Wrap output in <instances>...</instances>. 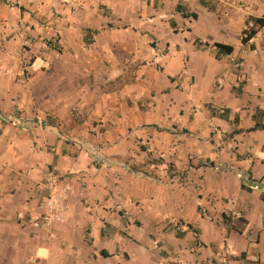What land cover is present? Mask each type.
I'll return each mask as SVG.
<instances>
[{
  "label": "crops",
  "instance_id": "obj_1",
  "mask_svg": "<svg viewBox=\"0 0 264 264\" xmlns=\"http://www.w3.org/2000/svg\"><path fill=\"white\" fill-rule=\"evenodd\" d=\"M263 16L259 0H0V264H264V130L230 135L264 111V27L240 40ZM49 170L68 209L35 231L22 217Z\"/></svg>",
  "mask_w": 264,
  "mask_h": 264
},
{
  "label": "built area",
  "instance_id": "obj_2",
  "mask_svg": "<svg viewBox=\"0 0 264 264\" xmlns=\"http://www.w3.org/2000/svg\"><path fill=\"white\" fill-rule=\"evenodd\" d=\"M250 26L251 24L247 28ZM231 61L237 69L242 66V61L239 59H232ZM50 64L48 56L41 60V67L45 70L49 69ZM17 78L21 83L25 81L24 69H21ZM71 191V185L63 175L56 173L54 170H49L43 180L34 188L38 199L36 204L28 208L23 215V226L38 231L48 230L56 224L63 223ZM225 256V253L218 254L220 261H223Z\"/></svg>",
  "mask_w": 264,
  "mask_h": 264
},
{
  "label": "trees",
  "instance_id": "obj_3",
  "mask_svg": "<svg viewBox=\"0 0 264 264\" xmlns=\"http://www.w3.org/2000/svg\"><path fill=\"white\" fill-rule=\"evenodd\" d=\"M175 11L180 13L181 16L183 17L190 16L193 19L197 18L196 13L187 11V9L181 4L176 5ZM248 21L251 22V26L242 31L241 37H240L242 44H246L251 38H253L257 34V32L262 27H264V16L263 17H249ZM170 25L173 26L172 23H170ZM213 47L215 49V59H219L223 55L231 54L233 51V48L231 46L220 44V43H214ZM263 116H264V111L256 109L255 113L253 114L254 125L246 130L235 129L231 132L230 135L239 134L242 132L248 133V132H253L256 130H264V123L261 122V118ZM236 122H237V118H235V123ZM262 199L264 200V196H262ZM223 218L225 219L224 215H223Z\"/></svg>",
  "mask_w": 264,
  "mask_h": 264
},
{
  "label": "rangeland",
  "instance_id": "obj_4",
  "mask_svg": "<svg viewBox=\"0 0 264 264\" xmlns=\"http://www.w3.org/2000/svg\"><path fill=\"white\" fill-rule=\"evenodd\" d=\"M260 2H263L264 0H259ZM155 43V38L154 37H150V45L154 46Z\"/></svg>",
  "mask_w": 264,
  "mask_h": 264
}]
</instances>
